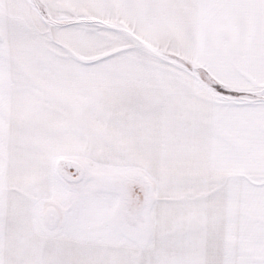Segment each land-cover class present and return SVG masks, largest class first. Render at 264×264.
Here are the masks:
<instances>
[{
  "label": "snow or ice",
  "instance_id": "obj_1",
  "mask_svg": "<svg viewBox=\"0 0 264 264\" xmlns=\"http://www.w3.org/2000/svg\"><path fill=\"white\" fill-rule=\"evenodd\" d=\"M0 264H264V0H0Z\"/></svg>",
  "mask_w": 264,
  "mask_h": 264
}]
</instances>
